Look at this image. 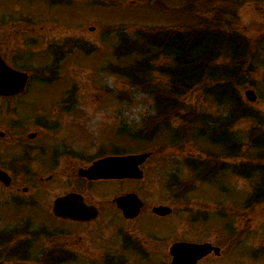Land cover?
I'll return each mask as SVG.
<instances>
[{
	"label": "rangeland",
	"instance_id": "374dc122",
	"mask_svg": "<svg viewBox=\"0 0 264 264\" xmlns=\"http://www.w3.org/2000/svg\"><path fill=\"white\" fill-rule=\"evenodd\" d=\"M160 1L168 7V11L156 6ZM65 2L66 5L54 3L55 5L47 6L45 3L31 1L25 6L24 2L7 0L0 14L1 18L15 17L16 20L22 15L24 20L31 21L25 27L35 32L38 38L45 33L54 37L56 46L52 50L61 52H50L44 43H39L36 47L35 72L39 79H35L25 97L26 108H31L32 103L34 108H39L47 116L55 109H70L69 114L65 115V144L55 137L53 139L54 149L57 152L66 150L65 156L69 158L60 161L55 159L53 167L43 178L38 179L42 180L33 185L30 191L32 196L37 195L42 200L30 202L26 198L23 208L36 203L35 206L45 209L43 205L51 207L56 197L77 192L99 207L98 221L116 220L118 225L123 226L125 219L118 211L115 199L120 195L135 193L144 202L137 220L159 221L155 225H167L168 231H179L185 226L191 230L201 229L197 227L200 224L190 227L186 221L209 222L204 229H209L210 226V242L222 249L220 256H210V264H264V204L250 209L242 207L252 191L255 177L249 179L237 176L228 170L223 175L213 177L212 183L195 179L185 167L186 160L191 162L204 157L202 149L219 152L206 145L193 143L196 131L192 128H188L182 140L183 128L175 119H168V132L161 130L159 119L146 125L145 122L158 111L154 98L121 75L126 74L132 66L140 64L133 63V57H120L124 53L119 46L121 35H126L124 38L131 40L132 45L129 47L134 48L139 34L148 30L152 33L160 27L178 29L183 27L184 22L192 23L194 19L179 14L176 0ZM223 3V7L228 4ZM231 22L237 33L247 37L264 34V0H259L258 3L246 2L236 10ZM62 40L67 41L66 46H62ZM263 75V72L256 75L255 80L261 82ZM141 76H153L164 81L156 72L152 76L148 72ZM248 88L254 89L258 94V100L251 105L264 116L263 99L259 98L260 87ZM246 89L242 90L245 101ZM183 100V104L195 109V112L208 111V105L202 100L199 91L189 93ZM143 125L145 126L142 127ZM248 127L249 123L241 122L235 131L242 132ZM171 134L176 136L173 142L170 141ZM46 135L45 140L53 137L49 133ZM115 151L121 155L151 151L152 156L142 165L143 179L91 182L78 177V171L89 166L97 155H110ZM252 155L253 152L245 150L234 159H222L221 163L227 164L229 169L237 166V171H240L242 164L251 163L249 159ZM27 182L24 180V183ZM158 205L173 208V213L162 218L154 216L152 208ZM197 215L201 217L198 218ZM32 219L40 220L42 217ZM43 219L48 220L46 216ZM164 220L168 223H161ZM175 221L179 222L173 223ZM57 224L80 226L79 223L71 222ZM53 225L55 224L49 223L47 226L50 227L43 229L48 232L46 237L37 238L36 233H33L35 236H21L19 241H33L36 250L38 247L52 248L53 244L57 246L71 242L80 254L50 258L46 260V264H89V261L81 258L87 241L75 236H58L56 233L66 228ZM131 225L136 226L137 223ZM33 229L40 230V226H34ZM153 229L155 230L150 228L151 231ZM51 231L54 232L53 235H50ZM32 251L34 250L28 251L22 258L3 257L2 261L4 264L44 263L42 252Z\"/></svg>",
	"mask_w": 264,
	"mask_h": 264
},
{
	"label": "trees",
	"instance_id": "16d2710c",
	"mask_svg": "<svg viewBox=\"0 0 264 264\" xmlns=\"http://www.w3.org/2000/svg\"><path fill=\"white\" fill-rule=\"evenodd\" d=\"M176 1L179 14L194 22H184L183 27L174 30L165 27L152 33L148 30L137 35L134 48L129 47L131 40L121 35L119 46L124 53L120 57H133V63H140L121 75L154 98L158 111L146 125L159 119L161 130L168 132V119H175L183 128L182 140L188 128H192L196 131L193 143L220 153L202 149L204 157L187 163L195 179L212 183L213 177L228 170L248 178L257 172L253 190L242 207L250 209L264 204V116L242 97L243 89L257 86L264 103V75L261 82L255 80L256 75L264 73V34L247 37L237 33L231 22L243 4L259 0ZM223 1L229 5L223 7ZM157 5L168 11L163 2ZM146 72L151 76L156 72L164 81L153 76L142 78ZM194 91L200 92L208 111L195 112L183 104V98ZM241 122L249 123V127L236 132ZM175 139L171 134L170 141ZM245 150L253 155L251 163L242 164L240 171L237 166L229 169L221 163L222 159H234Z\"/></svg>",
	"mask_w": 264,
	"mask_h": 264
},
{
	"label": "flooded vegetation",
	"instance_id": "af4514ba",
	"mask_svg": "<svg viewBox=\"0 0 264 264\" xmlns=\"http://www.w3.org/2000/svg\"><path fill=\"white\" fill-rule=\"evenodd\" d=\"M13 1L24 2L26 6V3L31 1L50 5L54 0ZM6 2L7 0H0V14ZM58 2L67 4L65 0ZM6 17H0V56L11 69L26 73L28 81L20 93L0 96V262L3 263V257L22 258L30 250L41 251L45 264L50 258L80 254L71 242L57 246L53 244L52 248L38 247L36 250L33 241L28 243L19 241L21 236L30 237L33 233H36L37 238L46 237L48 232L43 229L50 227L47 226L49 223L66 228L57 232L58 236H75L87 241L81 252V258L89 261V264H171L173 256L170 251L173 245L210 244V226L209 229H204L207 227L205 224L209 223L207 221H186L190 227L200 224L197 226L201 228L199 230L186 229L185 226L179 231H168L167 225H155L159 221L137 220L142 210L137 218L120 222L123 226L118 225L116 220L98 221L99 216L89 221H72L54 215L53 206L58 197L53 200L51 207L43 205L45 209L35 206L36 203L28 204L23 208L26 198H29L30 202L42 200L37 195L32 196L30 191L33 185L42 180L38 179L43 178V175L53 167L56 163L55 159L60 161L69 158L65 156L66 150L57 152L56 148L54 149L53 139L55 137L65 144V115L69 114L70 109H55L47 116L38 110L39 108H34L32 103L31 108H26L25 97L29 94L35 79H39L36 78L35 72L36 47L39 43H44L47 50H52L56 46L55 38L49 37L46 33L38 38L35 32L25 27L26 24H31V21L24 20L22 15L18 16L17 20L15 17ZM63 42L62 46H66L67 41ZM46 133L52 134L53 137L45 140ZM98 158H102V155H97L95 159ZM24 180L28 182L24 183ZM28 195L32 197H26ZM84 199L88 205L96 206L100 215L99 207L91 204L85 197ZM118 211L122 214L119 209ZM38 213L46 216L48 220L45 221L44 216ZM24 214L27 216L24 217ZM34 217H42V219H32ZM57 222L79 223L80 226L70 227L59 225ZM131 223L137 225L133 226ZM161 223L168 222L164 220ZM34 226H40V230H34ZM150 228L155 230L151 231ZM53 234L54 232L51 231L50 235ZM210 256V248H207L196 264H210Z\"/></svg>",
	"mask_w": 264,
	"mask_h": 264
},
{
	"label": "water",
	"instance_id": "95a60500",
	"mask_svg": "<svg viewBox=\"0 0 264 264\" xmlns=\"http://www.w3.org/2000/svg\"><path fill=\"white\" fill-rule=\"evenodd\" d=\"M27 80L26 74L13 71L5 66L0 59V95L11 94L24 87ZM246 98L255 102L257 95L254 90L245 92ZM151 156V153H143L128 156H114L98 160L87 169H80L78 175L89 180L97 179H142L143 171L140 166ZM119 209L126 218L136 217L143 206L142 200L136 194L121 196L116 200ZM57 216L73 220L88 221L98 215L94 206L84 203L83 197L77 194H68L58 198L54 205ZM153 212L160 216H166L172 212L167 206H157ZM210 247V253L220 255V248L210 245H196L179 243L171 248L173 261L171 264H196L201 254ZM1 264V263H0Z\"/></svg>",
	"mask_w": 264,
	"mask_h": 264
}]
</instances>
